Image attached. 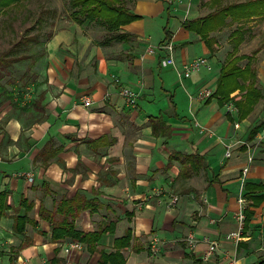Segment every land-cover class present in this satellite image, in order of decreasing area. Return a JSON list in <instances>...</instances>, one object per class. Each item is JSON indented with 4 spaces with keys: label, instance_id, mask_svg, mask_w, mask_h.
<instances>
[{
    "label": "crops",
    "instance_id": "1",
    "mask_svg": "<svg viewBox=\"0 0 264 264\" xmlns=\"http://www.w3.org/2000/svg\"><path fill=\"white\" fill-rule=\"evenodd\" d=\"M204 1L172 0L168 18L170 0H127L141 17L120 28L127 40L105 46L98 43L105 36L99 25L70 18L52 22L41 84L23 93L17 109L0 106V192L8 191L10 202L0 216V264L264 259V40L253 64L262 92L257 103L237 106L238 90L224 102L215 96L197 99L202 88L215 91L231 52H224L225 45L230 41L233 47L230 33L240 25L253 29L249 21L228 22L205 41L181 25L213 9ZM260 20L264 29V17ZM153 25H161L162 37L152 39ZM166 31L175 65L162 67L163 51L155 46ZM246 40L243 36L238 48L259 47L260 39ZM191 46L199 52L190 55ZM200 56L210 68L179 75L183 64ZM120 84L139 93L135 107L120 94ZM84 96L91 99L89 106L81 104ZM240 188L251 215L234 242L225 235L237 228ZM64 202L65 217L59 213ZM17 216L26 218L22 231L15 230ZM64 220L75 230L97 234V241L52 240V227ZM190 235H208L217 246L190 244ZM74 241L81 247H73Z\"/></svg>",
    "mask_w": 264,
    "mask_h": 264
},
{
    "label": "trees",
    "instance_id": "2",
    "mask_svg": "<svg viewBox=\"0 0 264 264\" xmlns=\"http://www.w3.org/2000/svg\"><path fill=\"white\" fill-rule=\"evenodd\" d=\"M22 0H0V12L12 5H15ZM171 1L166 4V12L168 13L171 7ZM204 4H208L213 9L204 16L184 20L181 22L182 27L186 30L196 33L200 38L205 41L209 40V34L223 27L226 23L231 22H248L253 17H259L264 15V0H245L239 2L221 3V0H206ZM68 6L70 12L69 18L79 24L84 22L93 23L101 26L105 31V36L99 45L105 46L112 41L122 42L128 39V35L124 32H120V28L126 24L131 23L139 19L141 16L136 14L128 5L127 0H68ZM243 28L241 25L237 26L231 33L230 37L233 41V47L231 52L228 53V60L224 63L219 71L217 78L216 89L211 96H215L220 102L227 101L232 92L238 90L239 94H236L233 99L237 100L236 105L239 107L247 106V109L253 105L251 96L256 90V70L253 67L252 58L246 54H236L238 45L243 40ZM51 34L47 36L46 42L50 39ZM163 41H171V34L166 31V36ZM39 40L36 34L28 37H23L16 41L9 49L0 52V70L11 67L16 62L28 61L27 67L23 74L19 77L21 80L30 71L33 70L37 61L43 57L46 53V48H43V52L34 56L30 54H20L21 45L38 43ZM45 42V43H46ZM25 46L22 47V49ZM245 59L243 66H240L239 62ZM10 88H6L0 83V106L3 103H7L13 109H17V103L22 99L23 91H20L17 81L10 80L8 82ZM26 86V83L23 84ZM246 109V111H247ZM194 157V156H192ZM197 159V156H196ZM264 188V185L260 186ZM264 197V193L260 195ZM68 201V200H66ZM67 202H64V206L60 208L59 213H66L64 210L67 209L65 206ZM10 208L9 192H0V216L6 214ZM74 209V207H70ZM245 222L250 218L251 212L245 208ZM72 213V210H71ZM50 214V213H49ZM51 217V214H50ZM16 231H22L23 225L26 222V218L16 217ZM50 220V219H48ZM22 222V223H20ZM20 223V226H19ZM22 227V229H21ZM52 240H57L64 237H73L79 241L87 244H91L98 239V235L95 233H83L75 230L73 223L64 220L61 223L55 224L52 229ZM256 264H264V259L260 260Z\"/></svg>",
    "mask_w": 264,
    "mask_h": 264
},
{
    "label": "rangeland",
    "instance_id": "3",
    "mask_svg": "<svg viewBox=\"0 0 264 264\" xmlns=\"http://www.w3.org/2000/svg\"><path fill=\"white\" fill-rule=\"evenodd\" d=\"M235 1L237 0H221V3L225 4L227 2ZM69 12L70 8L68 6V0H22L21 2L6 8L4 12H0V52L9 49L16 43V41L23 37H28L36 34L39 42L34 44L30 43L28 45H21V49L19 48V52L20 54H30L32 56L42 53L43 48L46 44L45 42L47 40V36L53 33L54 25L52 22L57 19L59 20L58 24H61L62 19H69ZM262 17H264V15L253 17L254 19L249 21V23L252 24L253 29H250L249 31H243V36L247 38V42L251 38L260 39V42H258V46L264 40V29L260 27L261 20L258 21V19ZM165 19L166 16L163 15L162 25H165ZM152 28L157 29L152 32V39H155L156 36L162 37L163 31L161 30V25H153ZM158 32L159 34H157ZM253 44L254 43H251V45ZM23 46L25 47L22 49ZM262 48L263 47L261 46H259L258 48L257 46L256 48H253V46H243L242 48H238L236 53L241 52L246 55H250L254 64L257 59V53ZM227 49L232 50L230 41L226 43L224 52ZM189 50L190 55H195L199 52L198 48L194 46L189 47ZM224 52L223 56L225 54ZM162 54L165 55V51H163ZM261 55L262 57H264V51L261 52ZM44 56L45 55H43L42 58H44ZM41 59L37 61L33 70L30 71L21 80L19 79V77L25 71L28 61L16 62L11 67L1 69L0 83L6 86V88H10L8 82L10 80H15L17 81L20 91H23L24 94L30 92V90H32L33 87L36 86V84H41L38 83L39 71L43 70L45 67V65L41 63ZM244 63L245 59L239 62L240 66H243ZM24 83H26L25 87L23 86ZM255 83L256 90L251 96L253 105L257 103L262 97V92L258 86L257 79ZM234 102H237V100H235Z\"/></svg>",
    "mask_w": 264,
    "mask_h": 264
},
{
    "label": "built area",
    "instance_id": "4",
    "mask_svg": "<svg viewBox=\"0 0 264 264\" xmlns=\"http://www.w3.org/2000/svg\"><path fill=\"white\" fill-rule=\"evenodd\" d=\"M157 49L165 51V55L163 58L160 59V65L162 67H167V66H174L175 65V60L173 57V44L169 41H163L162 43H159L157 46H155ZM154 50V46L149 45L147 47L148 52H152ZM201 68H210V65L208 63V59L204 56H200L197 58H194L193 60L186 62L183 64L181 70L179 71V75L187 78L190 77V75L193 72L199 71ZM119 92L120 94L125 98L127 104L131 107H135L137 105V100L139 97V93L126 85L120 84L119 85ZM212 90L210 88H202L196 93V98L199 100H205L206 98L210 97L212 95ZM81 104L84 106H89L92 101L88 96H84L81 99ZM264 131V129H263ZM230 146L227 147L225 150V156L229 157L231 152H230ZM247 171V168L242 169V176L245 175ZM29 180H31V177H29ZM177 200V197L174 196L171 200V203H175ZM238 207L235 212V220L237 223V228L234 231L229 232L228 234L225 235L226 239H231L234 240V242H238L241 239L242 231L244 228V220H245V198L242 193V188H240L239 196L237 199ZM198 240L211 243L212 247L217 246V242L215 240H212L210 236L208 235H202L200 238H195L194 236H189L188 242L190 244H194ZM73 247H81V244L77 241L72 242ZM22 264H29L28 261L23 260ZM224 264H237V258L236 256H228L225 259Z\"/></svg>",
    "mask_w": 264,
    "mask_h": 264
}]
</instances>
